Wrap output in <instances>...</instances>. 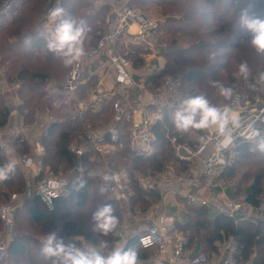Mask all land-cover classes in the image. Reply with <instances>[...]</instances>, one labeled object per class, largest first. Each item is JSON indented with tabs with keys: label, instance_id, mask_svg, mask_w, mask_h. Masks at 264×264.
<instances>
[{
	"label": "trees",
	"instance_id": "16d2710c",
	"mask_svg": "<svg viewBox=\"0 0 264 264\" xmlns=\"http://www.w3.org/2000/svg\"><path fill=\"white\" fill-rule=\"evenodd\" d=\"M8 1L0 0V67L4 69L6 81L10 84L21 82V86L17 90L20 100L18 108L20 115L24 116L26 124L33 123V115L37 110H50L56 114V122L46 130L43 136L48 154L46 162L51 164V167L56 170L55 172L60 169H69L73 162V156L67 149L68 144L79 138L88 124L95 127L108 125L113 119V101L107 99L99 111H88L82 116H77L71 112V104H66L63 96L49 93L47 86L55 79L52 77L61 76L62 71L65 76L72 67H64L61 60L47 50L41 38L47 21L44 10L45 3L35 2V0H14L11 7L6 9ZM63 1L62 5L66 13L77 19L86 20L91 27V39L87 49L91 48L98 42L100 34L106 30L107 9H94L87 0ZM69 1L72 2L66 8ZM130 2L135 8L147 13V9L140 7L156 6L161 10L160 13L166 19L160 23L156 39L159 43L172 46L165 54V67L157 73L148 75L145 79L147 91L153 92L166 75L178 72L183 79L182 91L185 96L202 94L212 104L221 106L230 101L225 100L219 94V90L214 84L216 81L225 86H231L234 91L239 86L238 90H243L251 95H255L257 89L264 85V82L259 79L260 74L264 73V56L258 55L251 48L248 43V33L242 29L239 21L241 12L245 9L250 14L264 17V0H131ZM213 23L216 25L213 26ZM122 47L131 59L133 67L137 71L143 70L146 65L145 57L148 53L143 44L128 43L127 45L122 44ZM244 61H247L251 70L247 81L236 76L239 64ZM135 77L138 79L139 75L136 74ZM97 80L98 77L94 75L90 80L80 84L77 97L86 98L96 85ZM250 85H255V87ZM130 98H132L131 94ZM56 102L59 103L58 107H55ZM170 113L166 111L164 118L153 125L156 139L153 143L152 154L147 156L137 154L130 144V130L127 129V126H123L122 142L115 154L106 158L105 161L102 158H98L97 161L85 158L86 175L90 169H95L102 175V168L106 163L112 169H128L134 190V194L130 198L131 207H135L138 203L144 205V196L154 194V191H146L138 187L134 170L140 171L144 167L151 166L156 167L155 170L160 172L164 170L168 161H172L177 165L179 173L187 171L191 164L179 163L168 136L176 137L180 143L194 146L197 144L194 135L199 137L208 134L207 131L206 133L193 132L181 135L174 130L169 120ZM10 115L11 108L4 101L1 102V128L8 125ZM263 138L264 136H261L255 141L241 143L234 149V152H238V148L242 147H247V150L255 152L257 151V147L254 146L255 142ZM13 145L19 155L25 156L29 153V146L21 137L15 138ZM131 158L134 161L129 166ZM242 158L233 156L232 162L219 175V178L226 182L232 181L241 166L245 164L251 166V159L248 162L246 159L245 164H242ZM7 162L5 152L0 149V165ZM60 164L64 165L63 168H60ZM249 170L244 173L243 178L248 181L253 175L251 181L241 195H238L237 189L234 187L232 198L243 197L244 203L253 208H259L264 201V174ZM102 184L101 176L90 178L88 175L87 185L84 188L78 190L77 184H70L67 187L70 196L58 198L55 209L52 211L46 209L37 197L18 207L15 222L16 236L10 242L8 249L10 264H18V262L21 264H44L40 254L41 242L28 234L32 231L26 228L25 223L30 220L33 223L32 227L34 224H39L46 213L51 217L59 214L61 211L59 204H66L71 197H76V206L79 209H83L89 203L91 207L85 213L80 214L82 225L79 222L70 221L67 223V227L74 234L83 235L86 241L95 242L97 236L91 232L90 216L96 206L109 202L113 205L118 220L121 214L118 203L110 193L108 191L103 194L99 192V187ZM25 185V175L16 165L11 179L0 183V203H7L12 194L23 192ZM93 187L94 189H92ZM96 192H99L100 195H97ZM93 193L95 195L91 200ZM1 199H4V202H1ZM187 210L190 217L188 229L201 239L204 252L209 255L216 254L218 251L216 242L234 236L239 247V257L243 262L251 261L252 264H264V219H260L254 224L248 220L235 221L225 215L218 214L215 219L211 220L208 207L205 205H191ZM2 229L3 224L0 219V233ZM65 233L66 231H62L58 236L66 238ZM113 234L103 237V239L110 242Z\"/></svg>",
	"mask_w": 264,
	"mask_h": 264
},
{
	"label": "built area",
	"instance_id": "2783aa9c",
	"mask_svg": "<svg viewBox=\"0 0 264 264\" xmlns=\"http://www.w3.org/2000/svg\"><path fill=\"white\" fill-rule=\"evenodd\" d=\"M13 1L9 0L5 8L11 7ZM87 1L94 9H107L106 30L100 34L98 42L87 49L88 54L82 61L78 65H74L60 81L57 89L62 90L65 103H72L71 112L77 116H82L88 111L97 112L107 99L112 100L113 119L106 126L95 127L88 124L83 134L68 144L67 149L73 156V162L67 171L55 172L50 167H46L44 146L38 147L36 157L25 156L17 159V162L24 166L30 174L23 192L12 194L7 203H0V219L3 224L0 233V264L5 263L8 259L9 244L16 236L15 222L18 207L37 197L46 209L52 211L55 209L56 200L63 195L70 184L78 185L82 178L86 186L85 158L95 159L115 153L122 142L123 126H127V129L130 130V144L137 154L144 156L152 154L153 143L156 139L153 125L164 118L166 111L172 112L178 100L185 96L182 91V77L178 74H168L151 92V98L147 99L143 106L132 105L130 89L135 87L145 89L146 86L144 81L136 79L133 63L127 53L123 51L122 44L126 45L128 42L143 44L148 53L162 56L167 44L159 43L156 39L162 20L151 16L144 10L135 8L131 4V0ZM102 55L107 60V69L113 77L114 87L106 85L104 79L107 72L106 65L102 63V67L105 68L101 69L92 91L86 98H78L80 84L90 80L94 75L97 76L90 63ZM151 68V70H158L156 65ZM20 86L21 82L10 85L11 88L16 89H19ZM54 92L49 90L51 94ZM236 97H239L238 103L230 101L227 105L238 109L242 127L234 133L233 146L228 149L217 150L218 140L214 129L208 130L205 142L199 141L194 146L180 143L176 137L168 136L179 163L197 162L199 164V172L194 180L198 184L204 183L209 188L215 186L217 176L232 162L234 149L241 143L252 142L246 139L248 125L259 130L260 136L257 139L264 136V85L257 89L255 95L236 93L233 99L235 100ZM13 111H11L10 117L17 112ZM56 120L50 110H37L33 115L32 124L10 125L7 128L9 131L5 127H0V149L5 152L8 161L16 157V149L13 145L15 138L33 128L41 127L46 131ZM6 135H10L11 139L6 138ZM9 148L12 149L11 153L7 152ZM28 160L31 161V165L25 164V161ZM79 168H83L84 171L80 172ZM103 174L112 177L107 183L113 197L117 201L127 200L124 180L129 177V173L125 170H107ZM185 178V173H179L175 164H168L161 172L139 175L137 184L140 189L166 194L173 191L176 184L184 181ZM40 191L46 194L45 198ZM47 194H55V197L50 198V203L46 200ZM188 200L194 205H212L218 214L225 215L235 221H238L237 217L242 209V203L231 198L224 201H212L189 195ZM263 207L264 204H262ZM174 222V216L171 214L158 216L157 220L138 236L139 246L143 249L157 248L160 252L168 254L173 263L252 264L251 261L243 262L239 257V247L234 236H229L221 241L214 259L204 251L188 255L190 238L188 235L176 231Z\"/></svg>",
	"mask_w": 264,
	"mask_h": 264
},
{
	"label": "clouds",
	"instance_id": "9594fccd",
	"mask_svg": "<svg viewBox=\"0 0 264 264\" xmlns=\"http://www.w3.org/2000/svg\"><path fill=\"white\" fill-rule=\"evenodd\" d=\"M48 26L41 33V38L45 47L56 57H58L66 68L78 65L88 54L87 45L90 42L91 27L84 19H77L66 13L60 6L51 7L47 12ZM240 25L248 33V43L251 48L261 56H264V17L250 14L247 9L241 12ZM251 70L247 61L241 62L236 73L237 78L248 80ZM264 82V73L259 77ZM215 86L219 94L228 101L238 103L234 89L231 86L216 81ZM255 87V85H250ZM169 120L176 132L181 135L193 132L206 133L208 130H215L218 144L217 150L228 149L233 146L234 133L242 127V121L238 109L230 105L218 106L212 104L205 95H186L178 100ZM260 136L259 130L248 125L246 139L254 141ZM201 142L206 141L205 135H200ZM257 149L264 152V139L257 144ZM12 149L7 150L11 153ZM26 165H31V161H25ZM16 170L14 160L0 165V183L11 179ZM83 172V168L78 169ZM90 178L101 176L95 169H90L87 173ZM112 177L107 174L102 175L104 183L99 187L101 194L108 191V181ZM85 187V181L81 178L78 190ZM44 194L43 191H40ZM48 202L55 194H47ZM91 232L96 234L95 242L80 244L83 238L62 237L56 232L48 233L41 241L40 254L44 264H142L139 253L135 247L122 248L110 246L108 240L103 239L114 233L118 227L119 220L115 215V209L109 202L96 206L90 216Z\"/></svg>",
	"mask_w": 264,
	"mask_h": 264
},
{
	"label": "crops",
	"instance_id": "0c3cea01",
	"mask_svg": "<svg viewBox=\"0 0 264 264\" xmlns=\"http://www.w3.org/2000/svg\"><path fill=\"white\" fill-rule=\"evenodd\" d=\"M128 43H130V42H128ZM149 56L154 57L152 59L153 61H149L146 59V63L147 62H149V63L146 64V66L143 68V70L137 71L134 68V74L139 75L137 80L138 81L139 80L144 81V83H145V79L148 77V75H150L152 73L159 72L166 65L164 53H163V56H159V55L155 56V54H149ZM155 60H159L158 62H160L159 63L160 64L159 69L158 70H151L152 69L151 67L154 65V64L152 65V62L156 63ZM102 63L104 65H106L105 70L107 72H106L105 77H104L106 85L108 87H114L113 77L111 76L110 71L107 69V60L105 59V57L103 55L99 59L96 58L92 63H90L91 68L93 69V71H95V74H97V77H98L100 72H101V69L105 68V67H102ZM1 79H2V77H1ZM145 86H146V84H145ZM147 89H148V87H146L145 89L144 88L141 89L139 87L132 88V90L130 89V91H131L130 94L132 97V98H130V101H131L132 105L143 106L145 104V101L147 99L151 98L152 93L148 92ZM60 96H63V98L65 99V96H64L62 90H60ZM16 103H19V102H16ZM70 104H71V108H72V103H69V105ZM13 109L14 108H11V110H13ZM24 123H25L24 116L20 115L16 112L12 117H10V121L5 128L6 129L9 128L10 125H14V124L15 125H21ZM7 130L9 131V129H7ZM45 132L46 131L43 130L41 127H38V128L29 129V130L25 131V133L23 132V134L20 137L29 146V153L25 156L36 157L38 147L39 146L45 147L46 155L44 158V162H45L46 167H50V169H51L52 168L51 164H48L46 162V158L48 155L47 154V146L45 145V143L43 141V136H44ZM6 138L11 139L10 135H6ZM115 153H113V154H115ZM113 154H108V155H105L103 157L99 156L95 159H90V161H95V160L97 161L98 158H102L105 161L106 158L110 157ZM15 156L16 157H13V160L15 161L16 165H18L19 168L24 173L26 181H27V178L29 177V174H30L29 171L27 169H25L24 166L20 165L17 162V159L19 160L20 158L25 157V156L19 155L17 150H16ZM133 161H134L133 159L129 160V166H131L133 164ZM190 164H191L190 168L187 171H183L186 175L185 180L178 182L173 191L168 192L166 194H160V193H157L154 191L153 193L157 196H155L154 194L144 196L145 197V199H144L145 204L144 205H140L141 203H138L135 207H133V208L131 207V204H130L131 199L130 198L134 194V190H133V187L131 184L130 175L128 178H126L124 180L125 191H126V194L128 196L127 200L117 201L113 197L111 192L109 191V187H108V192L110 193L112 198L118 203L119 210L121 213L119 216L120 219H119L118 227L113 234L112 240L109 242L110 246L122 247V248L135 247L139 253L140 260H141L142 264H187V263H173L170 261L169 255L160 252L159 249H157V248L143 249L137 243L138 236L141 233H143L154 221H156L158 216H160L162 214H171L172 216H174L175 230L188 235L190 238L188 255H191L197 251H204V246L201 242V239L199 237H196L194 235V233L191 232L190 229H188V226H189L188 223L190 221V217L188 215L187 208L191 205L192 206L194 205V204L190 203V201L188 200V197L190 195V196L199 197L201 199H210L212 201H216V200H223L224 201L225 199L227 200V198L233 199L232 198L233 192H232V187L226 186L223 183L222 179L219 178V176H217V178L215 179L216 184L214 187L209 188V187L205 186L204 183H199V184L196 183L194 180L197 178V174L199 172V164L197 162L190 163ZM63 166H64L63 164H60V168H63ZM104 167L109 168L107 163L104 164ZM176 167H177V165H176ZM121 170H125V171H127V173H129L128 169L124 168ZM177 171H178V167H177ZM57 172H64V170L60 169ZM157 172H159V171H157ZM134 175H135V178L137 181V177L139 175H141L140 171L134 170ZM101 177H102V175H101ZM103 183H104V181H103ZM92 189H94V187ZM96 193H97V195H100V194H98L99 192H96ZM94 195H95V193H93L91 195V200L93 199ZM152 195H154V196H152ZM69 196H70L69 189L65 190L63 195H61V197H69ZM235 199L238 200L237 198H235ZM59 206L61 207V211L59 214L57 213L56 215L51 217L46 213V216L42 219V221L39 224H37V226H39L41 228L44 226L48 227V230H39L37 232V234L34 232H32V233L30 232L28 234H31L32 237L36 238L39 242H41L45 238V236L50 232H56L58 235L62 231H66V233H65L66 238L80 236L83 238L82 240L79 241L80 244L89 243L88 241H86V239L83 235L74 234L72 232V230H70L67 227V223L70 221H75V222L81 223L82 217L80 216V214L85 213L87 210H89L91 207V204L89 203L83 209H79L76 206V197L75 198L71 197V199H69L66 204L60 203ZM207 207L209 210L210 219L211 220L215 219V217L218 215L217 211L213 208L212 205L207 206ZM257 210L259 211V209L253 208L246 203H245V205L242 204V209L238 215L239 219H237V220L238 221L244 220V219H246V217L248 218V216L250 215L249 214L250 212L252 213V212H255ZM262 213L264 214V209H262ZM26 223L30 224V225L33 224L30 222V220H28ZM81 225H82V223H81ZM78 227H79V225H78ZM133 240H135V241H133ZM220 243L221 242L218 241V242H216V245L218 246ZM216 254L209 255V256L212 259H214L216 257ZM6 263L10 264L11 262L9 259H7L6 262L3 264H6ZM18 264H21V263L18 262Z\"/></svg>",
	"mask_w": 264,
	"mask_h": 264
},
{
	"label": "rangeland",
	"instance_id": "374dc122",
	"mask_svg": "<svg viewBox=\"0 0 264 264\" xmlns=\"http://www.w3.org/2000/svg\"><path fill=\"white\" fill-rule=\"evenodd\" d=\"M36 1H41L43 3H45V17L47 18V12L48 10L51 8V7H54V6H60V7H63V0H35ZM72 1H69L66 8L69 7V3H71ZM142 9H147L148 10V14H150L151 16L155 17V18H158L160 20H164L166 19L161 13H160V9L157 8L156 6L154 7H150V8H147V6H142L140 7ZM213 26L216 25L215 23L212 24ZM45 26L47 27L48 26V21H46L45 23ZM44 26V27H45ZM172 48V46H166V48L164 49V56L166 54V52L168 51V49L170 50ZM149 54H153V53H147L146 57H145V60H149V61H153L152 59L154 57H150ZM156 56V55H155ZM163 56V54H162ZM156 63L152 62V65H156V68L159 69V66H160V62H158L159 60H155ZM165 61H166V58H165ZM149 62H147L146 64H148ZM146 66V65H145ZM158 66V67H157ZM62 73L64 74V72L62 71ZM61 73V74H62ZM61 75L59 77H52V78H55L52 80V82L49 83V85L47 86V89L50 90V91H55L53 95H60V90L57 89V87L59 86V83L60 81L66 76L64 75ZM171 74H179L181 75L180 73L178 72H171ZM2 77V79H1ZM57 78V79H56ZM10 83L8 81H6V75H5V71L3 68L0 67V92H1V98H0V103L1 102H5L10 108H14L13 112H15V110L17 111L18 114L19 113V108L17 105L20 104V100H19V97L17 95V90L16 88H11L10 87ZM239 89V86L236 87L234 93H245L243 90H238ZM13 101V102H12ZM16 102H19V103H16ZM57 104L55 105V107L59 105L58 102H56ZM37 110V109H36ZM12 111V110H11ZM52 115L56 118V114L51 111ZM194 138L197 140V143H199L200 139L197 135H194ZM264 139V138H263ZM260 141V140H259ZM259 141L255 142L256 144L254 146H257V144L259 143ZM238 152H233V156L234 158L237 157V156H241L242 160H241V163L245 164V161L246 159L247 162L249 161V159H251L252 163H251V166H247L246 164L241 166V168L238 169L237 173H236V176L233 178L232 181H229V182H226L225 180H222L223 183L228 186V187H232V192H233V189L234 187H236L237 189V193L238 195H241L244 188L247 186V184H249V182L251 181L253 175L249 178L248 181L245 180V178H243L244 176V173L246 171H248L249 169H251V171H253L254 173L256 172H262L264 174V154L263 152L259 151L257 149V151H252V150H247V147H242V148H238L237 150ZM250 155V156H249ZM249 156V157H248ZM248 157V158H247ZM133 159V158H131ZM167 163V161H166ZM240 163V165H241ZM168 164H173L172 161H168ZM239 165V166H240ZM156 167H144L142 170H140V174L141 175H146V174H149L150 172H157V170H155ZM52 171H56L54 168H51ZM66 170H69V169H65L64 171ZM106 170H119V169H112V168H108V167H103L102 168V174L106 171ZM250 171V170H249ZM238 201L241 202L242 204L245 205L244 201H243V197H237ZM1 202H4V199H1ZM264 203V201H263ZM259 209V211H255V212H250L248 218L246 217V219H244V221L248 220V221H251L253 222L254 224L257 223V221H259L260 219H264V214L262 213V206L257 208ZM237 219H239V217H237ZM26 225V228L31 230L32 232L34 233H37L39 230H48V227H39L37 225H33L31 227L30 224H27L25 223ZM33 228V229H32ZM7 264V263H6Z\"/></svg>",
	"mask_w": 264,
	"mask_h": 264
}]
</instances>
